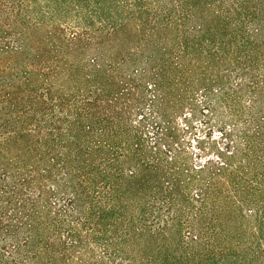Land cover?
<instances>
[{"label": "trees", "instance_id": "trees-1", "mask_svg": "<svg viewBox=\"0 0 264 264\" xmlns=\"http://www.w3.org/2000/svg\"><path fill=\"white\" fill-rule=\"evenodd\" d=\"M0 264H264V0H0Z\"/></svg>", "mask_w": 264, "mask_h": 264}, {"label": "rangeland", "instance_id": "rangeland-1", "mask_svg": "<svg viewBox=\"0 0 264 264\" xmlns=\"http://www.w3.org/2000/svg\"><path fill=\"white\" fill-rule=\"evenodd\" d=\"M219 118H205L199 116L193 119L192 122L186 128V123L180 120V125L185 132L184 144L190 151L205 156L203 149H209L215 142H220L221 131L218 125ZM214 151H209L208 154H212Z\"/></svg>", "mask_w": 264, "mask_h": 264}]
</instances>
